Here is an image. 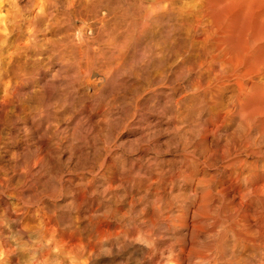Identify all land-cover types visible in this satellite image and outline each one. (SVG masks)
I'll use <instances>...</instances> for the list:
<instances>
[{"label": "bare ground", "instance_id": "obj_1", "mask_svg": "<svg viewBox=\"0 0 264 264\" xmlns=\"http://www.w3.org/2000/svg\"><path fill=\"white\" fill-rule=\"evenodd\" d=\"M0 264H264V0H0Z\"/></svg>", "mask_w": 264, "mask_h": 264}]
</instances>
